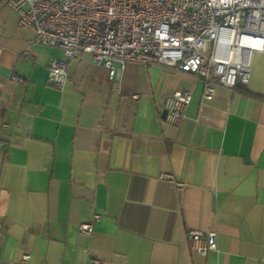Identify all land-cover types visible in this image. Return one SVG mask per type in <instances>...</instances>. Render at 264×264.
Masks as SVG:
<instances>
[{"label":"crops","instance_id":"obj_1","mask_svg":"<svg viewBox=\"0 0 264 264\" xmlns=\"http://www.w3.org/2000/svg\"><path fill=\"white\" fill-rule=\"evenodd\" d=\"M33 35L0 3V264H264V53L211 99L155 61L110 81L82 51L59 90L46 77L63 50ZM184 89L185 116L166 122ZM189 228L217 249L194 252Z\"/></svg>","mask_w":264,"mask_h":264},{"label":"built area","instance_id":"obj_2","mask_svg":"<svg viewBox=\"0 0 264 264\" xmlns=\"http://www.w3.org/2000/svg\"><path fill=\"white\" fill-rule=\"evenodd\" d=\"M17 15L33 42L60 47L64 57L47 67V84L61 90L76 51L91 54L112 81L131 60L155 61L200 78L211 99L216 85L235 88L250 80L252 55L264 53V0H0ZM2 46L0 45V54ZM13 81L17 76L11 75ZM132 98H137L133 95ZM191 99L188 89L164 99V120L178 124ZM180 185V182H175ZM94 218H98L95 214ZM90 233L92 224L80 223ZM200 255L217 249L213 230H187ZM24 259L28 255L23 256Z\"/></svg>","mask_w":264,"mask_h":264}]
</instances>
